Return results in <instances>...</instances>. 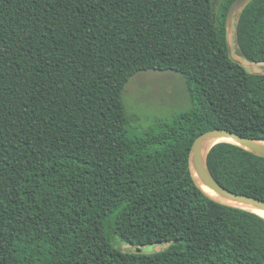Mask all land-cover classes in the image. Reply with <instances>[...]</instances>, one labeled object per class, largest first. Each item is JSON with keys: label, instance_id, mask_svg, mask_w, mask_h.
Returning a JSON list of instances; mask_svg holds the SVG:
<instances>
[{"label": "trees", "instance_id": "trees-1", "mask_svg": "<svg viewBox=\"0 0 264 264\" xmlns=\"http://www.w3.org/2000/svg\"><path fill=\"white\" fill-rule=\"evenodd\" d=\"M233 1L0 0V264H264V218L188 170L207 131L264 141V75L228 55ZM235 28L239 61L264 63V0ZM147 70L181 75L190 107L136 136L122 94ZM208 167L264 200V158L222 142Z\"/></svg>", "mask_w": 264, "mask_h": 264}, {"label": "rangeland", "instance_id": "rangeland-1", "mask_svg": "<svg viewBox=\"0 0 264 264\" xmlns=\"http://www.w3.org/2000/svg\"><path fill=\"white\" fill-rule=\"evenodd\" d=\"M235 26L236 19L232 25L229 42L233 58L239 60ZM242 63L246 69L253 66L254 71L264 73V64L251 65L245 61ZM122 101L129 118L128 128L136 136L152 127L156 119L170 120L176 113L186 111L190 107L185 80L172 71L147 70L136 73L125 85ZM112 243L117 249L128 253H142L143 249H146L147 253L158 252L169 245L158 244L141 248L123 243L118 237H114Z\"/></svg>", "mask_w": 264, "mask_h": 264}, {"label": "water", "instance_id": "water-1", "mask_svg": "<svg viewBox=\"0 0 264 264\" xmlns=\"http://www.w3.org/2000/svg\"><path fill=\"white\" fill-rule=\"evenodd\" d=\"M218 0H212V5L215 6ZM252 0H234L226 14V40L227 49L230 59L245 67V65L233 58L229 37L234 20L239 16L245 6ZM236 27V26H235ZM236 33V28H235ZM264 63H251V65ZM247 71L254 75H264V73L254 71L253 66H249ZM231 143L251 154L264 158V141L243 137L233 131L225 129H214L199 135L192 143L188 155V170L190 176L199 190H201L210 199L234 208L246 210L244 208H252L264 213V200L253 198L243 194L233 193L222 187L212 176L208 167V154L213 146L218 143ZM249 211V210H246ZM252 212V211H249ZM255 213V212H252ZM257 214V213H255ZM259 215V214H257ZM261 216V215H259ZM264 218L263 216H261ZM146 249L142 253H147Z\"/></svg>", "mask_w": 264, "mask_h": 264}, {"label": "bare ground", "instance_id": "bare-ground-1", "mask_svg": "<svg viewBox=\"0 0 264 264\" xmlns=\"http://www.w3.org/2000/svg\"><path fill=\"white\" fill-rule=\"evenodd\" d=\"M242 62H243V61H242ZM244 209L249 210V211H252V212H255V213H257V214H259V215H261V216L264 217V213H262V212H260V211L254 210V209H252V208H244Z\"/></svg>", "mask_w": 264, "mask_h": 264}]
</instances>
